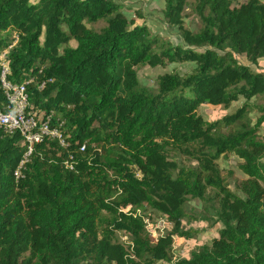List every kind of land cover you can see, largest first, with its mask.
<instances>
[{
	"label": "trees",
	"instance_id": "1",
	"mask_svg": "<svg viewBox=\"0 0 264 264\" xmlns=\"http://www.w3.org/2000/svg\"><path fill=\"white\" fill-rule=\"evenodd\" d=\"M187 5L164 0L160 18L183 46L136 24L138 3L0 0V62L63 140L43 135L24 159L0 126V264H264V0H193L196 31ZM175 63L189 69L140 85L138 65ZM225 154L241 160V195ZM153 215L170 228L155 239ZM202 221L209 243L174 252Z\"/></svg>",
	"mask_w": 264,
	"mask_h": 264
},
{
	"label": "rangeland",
	"instance_id": "2",
	"mask_svg": "<svg viewBox=\"0 0 264 264\" xmlns=\"http://www.w3.org/2000/svg\"><path fill=\"white\" fill-rule=\"evenodd\" d=\"M127 3H138L142 9L144 10V17H136L135 23L136 24H152V20L157 22L159 21L160 26L162 27V30L159 32L160 35L166 36L170 41H172L174 44H183L182 38L179 37V34L175 27H173L171 24H168L166 21L161 20L162 17V11L164 8V0H123ZM188 5L185 7V10L183 12V22L187 28L190 30L196 31L199 29L201 22L199 18L194 14L193 10L191 9V3L193 0H187ZM126 14L130 15V11H126ZM151 22V23H150ZM98 27L101 26V24L97 25ZM151 26V25H150ZM152 27V26H151ZM172 69H175L179 72H184L189 69V65H181L178 63L170 64L167 67H150L147 64H140L136 67V73H137V79L140 83V85L145 86L149 88L150 90H154L157 86V77L162 74L165 71H171ZM262 102V101H259ZM212 111V110H211ZM210 112V111H209ZM260 136L264 141V123L260 127ZM180 163H192L194 164V161H189L183 156H178L176 158ZM264 162V159H263ZM241 163V160L236 157L234 154H225L217 160L218 167L221 169V174H225L228 170L232 173V180L230 181V188L235 191L238 195H241V193L236 189L237 184L247 178L245 174L242 173V171L239 169V164ZM187 212L189 214H200L202 209V204L197 199H189L187 201V204L185 206ZM153 221H148L147 228L151 234V237L153 239L164 235L165 232L169 231V226H165L162 222L161 218L156 217V215H153ZM183 225L185 228H188L189 225L184 219ZM193 227L198 229V235H192L188 239H184L179 236H173V242H172V250L180 255H188V252L190 250L196 249L197 245L200 243L202 244H208L209 240L212 236L215 235V231H213L212 228L208 229V224L206 222H199V223H192ZM206 228V229H205ZM122 239L124 242L129 241L128 236H122Z\"/></svg>",
	"mask_w": 264,
	"mask_h": 264
},
{
	"label": "built area",
	"instance_id": "3",
	"mask_svg": "<svg viewBox=\"0 0 264 264\" xmlns=\"http://www.w3.org/2000/svg\"><path fill=\"white\" fill-rule=\"evenodd\" d=\"M8 65L0 62V90L4 103L0 106V126L7 132H17L26 145L24 159L30 154L33 145L39 142L43 135H48L63 143L57 127L51 128L47 121L37 119L29 112L30 100L24 82L13 81L9 78ZM23 163L20 162V165ZM18 177V171H15Z\"/></svg>",
	"mask_w": 264,
	"mask_h": 264
}]
</instances>
